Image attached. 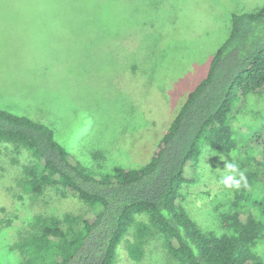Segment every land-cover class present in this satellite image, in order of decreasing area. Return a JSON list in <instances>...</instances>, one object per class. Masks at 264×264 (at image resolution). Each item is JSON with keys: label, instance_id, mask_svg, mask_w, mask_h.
Wrapping results in <instances>:
<instances>
[{"label": "rangeland", "instance_id": "obj_1", "mask_svg": "<svg viewBox=\"0 0 264 264\" xmlns=\"http://www.w3.org/2000/svg\"><path fill=\"white\" fill-rule=\"evenodd\" d=\"M263 4L264 0H0V108L49 126L55 139L87 167H98L92 157L95 150L104 152L103 170L143 165L187 93L206 74L227 36L232 13ZM230 117L236 152L219 153L203 142L191 169L195 181L182 189L185 208L208 230L219 228L211 206L239 190L222 183L230 174L226 162L237 166L250 153L260 159L263 144L257 134L264 136V93L235 100ZM0 148V167L5 169L0 193L12 200L18 215L12 226H0V264H23L12 242L25 233L39 210L29 200L14 201L11 195L18 189L14 180L21 175V165L31 156L22 151L18 164H13L12 147ZM250 163L256 165L254 159ZM237 168L244 175L249 169ZM258 185L252 198L262 199L264 175ZM70 200L54 195L42 213L60 216L70 210ZM148 248L141 264H175L158 240H151ZM260 250L264 255V244Z\"/></svg>", "mask_w": 264, "mask_h": 264}, {"label": "trees", "instance_id": "obj_2", "mask_svg": "<svg viewBox=\"0 0 264 264\" xmlns=\"http://www.w3.org/2000/svg\"><path fill=\"white\" fill-rule=\"evenodd\" d=\"M262 93L264 4L232 13L227 36L206 74L187 93L143 165L103 170L104 152L95 150L98 167H87L55 139L49 126L0 108V145L12 147L10 162L18 164L22 151L31 156L21 165L11 198L27 199L39 210L12 242L23 264H141L155 239L175 264H264V198H252L264 175V136L257 134L263 144L259 160L250 153L236 163L249 168L247 185L242 182L229 200L211 206L218 230L196 222L182 191L195 181L191 169L203 142L219 153L236 152L232 104ZM0 171L5 178V169ZM54 195L71 198L70 210L60 216L42 213ZM11 203L0 193L1 227L12 226L18 216Z\"/></svg>", "mask_w": 264, "mask_h": 264}, {"label": "clouds", "instance_id": "obj_3", "mask_svg": "<svg viewBox=\"0 0 264 264\" xmlns=\"http://www.w3.org/2000/svg\"><path fill=\"white\" fill-rule=\"evenodd\" d=\"M225 169L228 173L226 174L222 180V183L227 188H239L241 186V182H244V185H247L246 177L242 171H239L235 163L226 162ZM239 177L237 179L236 177Z\"/></svg>", "mask_w": 264, "mask_h": 264}]
</instances>
